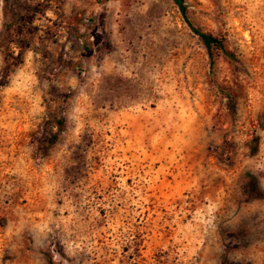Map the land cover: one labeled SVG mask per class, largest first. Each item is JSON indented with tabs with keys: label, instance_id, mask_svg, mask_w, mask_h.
<instances>
[{
	"label": "rangeland",
	"instance_id": "obj_1",
	"mask_svg": "<svg viewBox=\"0 0 264 264\" xmlns=\"http://www.w3.org/2000/svg\"><path fill=\"white\" fill-rule=\"evenodd\" d=\"M0 264H264V0H0Z\"/></svg>",
	"mask_w": 264,
	"mask_h": 264
},
{
	"label": "trees",
	"instance_id": "obj_2",
	"mask_svg": "<svg viewBox=\"0 0 264 264\" xmlns=\"http://www.w3.org/2000/svg\"><path fill=\"white\" fill-rule=\"evenodd\" d=\"M180 11L182 12L181 7H180ZM189 27H190V30L200 39V41L202 42L203 46L206 49H209L211 47H215L217 49L221 47L220 41L217 38L209 34L201 33L198 30L193 29L191 26Z\"/></svg>",
	"mask_w": 264,
	"mask_h": 264
}]
</instances>
